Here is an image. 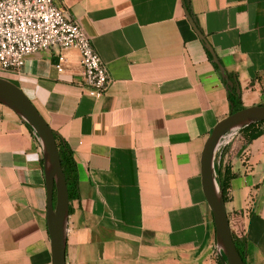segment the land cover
Wrapping results in <instances>:
<instances>
[{
  "label": "crops",
  "instance_id": "0c3cea01",
  "mask_svg": "<svg viewBox=\"0 0 264 264\" xmlns=\"http://www.w3.org/2000/svg\"><path fill=\"white\" fill-rule=\"evenodd\" d=\"M85 31L110 82L91 96L79 52L30 55L5 72L72 151L66 264H217L200 154L230 113L225 82L183 0H53ZM191 16L240 88L264 102V0H188ZM255 129L261 133L247 140ZM219 160V159H218ZM222 164L225 208L245 264H264V123L238 131ZM39 140L0 103V264H51Z\"/></svg>",
  "mask_w": 264,
  "mask_h": 264
},
{
  "label": "water",
  "instance_id": "95a60500",
  "mask_svg": "<svg viewBox=\"0 0 264 264\" xmlns=\"http://www.w3.org/2000/svg\"><path fill=\"white\" fill-rule=\"evenodd\" d=\"M186 17L211 55V61L225 82V88L231 90L235 85L236 95L240 96L238 83L229 78L213 47L195 24L191 14L185 8ZM0 103L14 111L29 124L36 134L42 151V167L46 188V227L49 235L50 263L66 264V234L69 211L67 184L60 164L55 131L49 126L29 97L15 83L0 76ZM264 120V104L244 106L230 111L211 128L200 154L201 187L210 208L214 228L216 251L221 264H245L233 240L232 231L226 213L222 191L214 174V158L217 147L226 132L238 130L243 126ZM55 190V203L53 192Z\"/></svg>",
  "mask_w": 264,
  "mask_h": 264
},
{
  "label": "built area",
  "instance_id": "2783aa9c",
  "mask_svg": "<svg viewBox=\"0 0 264 264\" xmlns=\"http://www.w3.org/2000/svg\"><path fill=\"white\" fill-rule=\"evenodd\" d=\"M50 48L58 50V71L63 52L76 49L83 86L96 98L104 94L110 82L105 65L85 31L53 0H0V71H20L30 55ZM238 130L226 132L217 149L230 144Z\"/></svg>",
  "mask_w": 264,
  "mask_h": 264
},
{
  "label": "trees",
  "instance_id": "16d2710c",
  "mask_svg": "<svg viewBox=\"0 0 264 264\" xmlns=\"http://www.w3.org/2000/svg\"><path fill=\"white\" fill-rule=\"evenodd\" d=\"M183 2H184L185 8L190 13L188 0H183ZM207 55H208L209 59H211V55L209 54L208 51H207ZM214 66L216 67L215 64H214ZM228 76L231 79L234 78L233 79L234 83L237 82V80L233 76L232 72H228ZM235 88L236 87L234 85L231 90H227V96H228V100H229L230 106H231L230 111H236V110H239V109L244 107L242 105L240 96L236 95ZM262 104H264V102ZM262 122H264V120L243 126L238 131H242L244 129L251 128V127L255 126V124H259ZM25 124L34 133L31 126L29 124H27L26 122H25ZM260 133H261V130L255 129L254 131L251 132V134L247 140L249 141V140L255 138ZM54 137H55L56 142H57L60 164H61L64 176H65V180H66V184H67V191H68V198L70 200L77 193V187H76V185H77V171H76L75 160L73 158L71 149L68 147V145L66 143H64L62 141V139L58 136V134L56 132L54 134ZM228 145L219 146V148L216 150L215 158H214V174H215L216 181H217V183H218V185L222 191L224 202H226V200H227V188H228L229 179L233 176V173L231 172L228 165L222 164V160H221V155L226 151ZM53 203H55V190L53 192ZM232 236H233V240L235 242V245L241 254L240 242L236 239L233 232H232ZM217 264H221L218 255H217Z\"/></svg>",
  "mask_w": 264,
  "mask_h": 264
},
{
  "label": "rangeland",
  "instance_id": "374dc122",
  "mask_svg": "<svg viewBox=\"0 0 264 264\" xmlns=\"http://www.w3.org/2000/svg\"><path fill=\"white\" fill-rule=\"evenodd\" d=\"M5 72H8V71H0V76L3 77V75H4ZM262 123H264V122H262Z\"/></svg>",
  "mask_w": 264,
  "mask_h": 264
}]
</instances>
